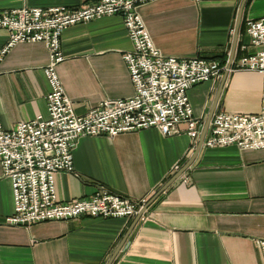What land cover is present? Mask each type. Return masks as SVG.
Listing matches in <instances>:
<instances>
[{
  "label": "crops",
  "instance_id": "obj_1",
  "mask_svg": "<svg viewBox=\"0 0 264 264\" xmlns=\"http://www.w3.org/2000/svg\"><path fill=\"white\" fill-rule=\"evenodd\" d=\"M92 1L0 0V10L77 7ZM242 2L152 0L142 4L139 13L163 55L201 56L227 63ZM263 16L264 0H246L233 69L214 114L260 110L263 77L238 69L235 63L244 53L241 44L249 40L246 21ZM8 39V31L0 29V53ZM132 47L120 15L77 23L64 31V59L57 72L78 114L104 99L133 94L124 60ZM256 49L250 46L248 51ZM48 63L49 52L42 42H19L2 54L0 122L5 128L47 116L46 97L51 88L44 69ZM221 77L188 91L202 127ZM197 143L193 145L185 131L165 135L155 127L114 137L82 136L73 149L74 173L60 171L55 176L57 197L71 201L103 186L147 203L188 161ZM13 211L11 180L0 165V264H107L135 219L78 217L17 226L5 221ZM261 240L264 149L202 146L193 163L134 225L111 264H264Z\"/></svg>",
  "mask_w": 264,
  "mask_h": 264
},
{
  "label": "built area",
  "instance_id": "obj_2",
  "mask_svg": "<svg viewBox=\"0 0 264 264\" xmlns=\"http://www.w3.org/2000/svg\"><path fill=\"white\" fill-rule=\"evenodd\" d=\"M152 0H95L81 6H23L0 10V29L9 39L0 61L19 42H42L49 52L44 69L50 84L47 116L22 120L11 128L0 122V165L11 180L14 211L5 221L11 225L72 220L78 217L132 218L146 203L100 186L89 196L62 202L56 193L55 176L74 173L73 149L82 136L114 137L150 127L171 135L185 131L196 145L202 125L194 115L188 91L194 85L219 79L226 69L220 59L201 56H165L156 47L139 13ZM200 1V0H195ZM120 15L132 42L124 53L134 92L126 98H107L78 114L57 72L64 59L61 37L77 23ZM248 42L236 61L238 69L263 77L261 107L256 113L217 111L203 146L237 145L242 149H264V16L245 23ZM257 47L249 52V47ZM233 69V67H232ZM185 125V128H181ZM264 255V240L259 241Z\"/></svg>",
  "mask_w": 264,
  "mask_h": 264
},
{
  "label": "water",
  "instance_id": "obj_3",
  "mask_svg": "<svg viewBox=\"0 0 264 264\" xmlns=\"http://www.w3.org/2000/svg\"><path fill=\"white\" fill-rule=\"evenodd\" d=\"M246 0H243L239 11H238V15H237V20H236V25H235V31H234V38H233V43H232V48H231V52L230 55L228 57L227 63H226V69L221 77V81L220 84L218 86V90L215 94L214 100L212 102L209 114L207 116V119L205 121V124L203 125L202 129H201V133L199 136V140L197 143V146L195 148L194 153L192 154V156L188 159V161L147 201L146 204H144L140 210L138 211V213L135 215V219L133 221V223L131 224V226L128 228L127 232L125 233L124 237L122 238L121 242L119 243V245L117 246V248L115 249L114 253L112 254L111 258L108 260L107 264H111L114 260V258L116 257V255L118 254V252L120 251V249L122 248V246L124 245V243L126 242V239L128 238L130 232L132 231L134 225L138 222V220L143 216V214L147 211L148 207L158 198V196H160L195 160L198 152L200 151L201 147L203 146V142L204 139L207 135L213 114L216 110V107L218 105L222 90L224 88V84L226 82V79L230 73V71L232 70V66L234 64V60H235V54H236V48H237V44H238V39H239V32H240V27H241V23H242V16H243V9H244V5H245Z\"/></svg>",
  "mask_w": 264,
  "mask_h": 264
},
{
  "label": "rangeland",
  "instance_id": "obj_4",
  "mask_svg": "<svg viewBox=\"0 0 264 264\" xmlns=\"http://www.w3.org/2000/svg\"><path fill=\"white\" fill-rule=\"evenodd\" d=\"M221 61H222V60H221ZM222 64H224V65H225V64H226V60H225V62H224V60H223V61H222Z\"/></svg>",
  "mask_w": 264,
  "mask_h": 264
}]
</instances>
